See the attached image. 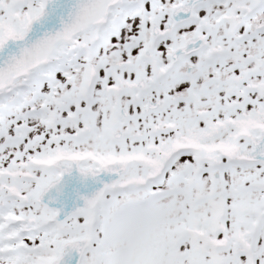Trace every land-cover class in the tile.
Here are the masks:
<instances>
[{
  "label": "snow or ice",
  "instance_id": "6c2138e0",
  "mask_svg": "<svg viewBox=\"0 0 264 264\" xmlns=\"http://www.w3.org/2000/svg\"><path fill=\"white\" fill-rule=\"evenodd\" d=\"M0 264H264V0H0Z\"/></svg>",
  "mask_w": 264,
  "mask_h": 264
}]
</instances>
